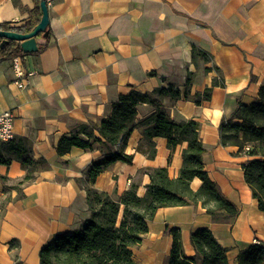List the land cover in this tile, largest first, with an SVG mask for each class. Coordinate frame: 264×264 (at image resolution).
<instances>
[{
	"label": "crops",
	"instance_id": "0c3cea01",
	"mask_svg": "<svg viewBox=\"0 0 264 264\" xmlns=\"http://www.w3.org/2000/svg\"><path fill=\"white\" fill-rule=\"evenodd\" d=\"M34 6V0H0V25H23ZM47 10L50 35L36 38L46 48L21 59L33 76L20 87L11 60L0 62V110L13 112L14 139L26 141L29 158L44 161L23 183L21 160L0 165V264H39L40 250L54 236L80 229L90 216L87 171L115 151L97 132L111 105L131 90L150 93L167 86L180 95L176 101L164 98L163 108L174 122L198 124L203 170L237 214L215 223L199 202L160 208L140 243L130 248L132 260L167 264L172 244L167 229L178 230L186 256L193 254L191 233L208 229L227 250L229 264L254 241L264 243V215L243 180L242 165L250 158L219 142L221 119L232 115L237 102L250 104L264 86V0H47ZM192 45L209 60L193 62ZM205 89H211L207 100ZM154 111L137 106L135 124ZM84 127L101 143L58 156L61 138L88 141ZM151 142L153 158L141 129H134L123 150L131 163H113L93 188L117 200L132 186L144 196L153 169L165 168L176 179L186 144L170 150L163 138ZM200 185L194 178L190 189L196 192Z\"/></svg>",
	"mask_w": 264,
	"mask_h": 264
},
{
	"label": "trees",
	"instance_id": "16d2710c",
	"mask_svg": "<svg viewBox=\"0 0 264 264\" xmlns=\"http://www.w3.org/2000/svg\"><path fill=\"white\" fill-rule=\"evenodd\" d=\"M35 6L30 18L21 26L0 25V30L27 34L39 22L40 0H34ZM50 35L49 25L36 38L47 40ZM0 39V43H1ZM46 48L37 45V55ZM16 42H9L0 48V62L24 56ZM192 61L201 58L209 60L208 55L192 45ZM218 72V70L216 69ZM189 79L186 78L185 87ZM211 89L203 92L204 100L209 99ZM179 91L171 86L154 89L150 93L131 90L119 95L111 105L110 116L101 122L97 132L112 153L105 154L95 161L87 171L86 195L89 219L79 230L71 234H59L39 252V264H136L132 260L130 248L140 243L141 236L147 232V222L156 211L164 207L186 206L198 202L215 223L227 222L235 217V207L226 200L203 170L201 156L204 152L199 141L198 124L194 121L174 122L163 108L162 100L176 101ZM195 102L199 103V95ZM146 104L155 107L148 118L135 124L136 108ZM136 128L141 129L147 156L153 158L154 149L151 140L163 138L167 147L173 150L185 143L182 152V165L176 179H170L165 168L149 171L150 182L145 195L137 196L132 186L117 200L93 188L97 176L115 162L130 164L131 155L124 154L126 142ZM88 141L78 135L61 138L55 148L58 156L67 154L72 148L92 149V144L101 143L86 127L81 129ZM219 142L223 147H235L237 153L245 154L249 160L242 165L243 180L251 191V197L257 203L258 210L264 215V86H261L256 98L248 105L236 103L229 118L223 117L219 124ZM137 150L141 151L138 146ZM12 159L21 160L26 167L21 183L32 180L36 164L28 156L24 139H14L0 144V165H8ZM200 180L196 192L190 189L192 179ZM172 237V244L167 264H229L227 250L220 246L206 228H201L190 235L193 254L184 255L180 235L176 229H167ZM236 264H264V243L258 242L240 253Z\"/></svg>",
	"mask_w": 264,
	"mask_h": 264
},
{
	"label": "water",
	"instance_id": "95a60500",
	"mask_svg": "<svg viewBox=\"0 0 264 264\" xmlns=\"http://www.w3.org/2000/svg\"><path fill=\"white\" fill-rule=\"evenodd\" d=\"M39 8L41 17L39 22L31 30V32L27 34H19L15 32L0 30V39L2 40L0 43V48L13 41L19 44L24 54H33L37 52L36 37L40 33H43L46 27L49 25L47 0H40Z\"/></svg>",
	"mask_w": 264,
	"mask_h": 264
},
{
	"label": "built area",
	"instance_id": "2783aa9c",
	"mask_svg": "<svg viewBox=\"0 0 264 264\" xmlns=\"http://www.w3.org/2000/svg\"><path fill=\"white\" fill-rule=\"evenodd\" d=\"M22 57L16 56L11 59V69L15 74V81L17 85L22 86V82L26 78L33 76V72L23 70ZM14 121V114L12 111L0 110V143H5L13 139L12 125ZM259 241H254L253 244H257Z\"/></svg>",
	"mask_w": 264,
	"mask_h": 264
},
{
	"label": "rangeland",
	"instance_id": "374dc122",
	"mask_svg": "<svg viewBox=\"0 0 264 264\" xmlns=\"http://www.w3.org/2000/svg\"><path fill=\"white\" fill-rule=\"evenodd\" d=\"M1 144V143H0Z\"/></svg>",
	"mask_w": 264,
	"mask_h": 264
}]
</instances>
